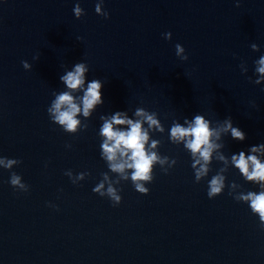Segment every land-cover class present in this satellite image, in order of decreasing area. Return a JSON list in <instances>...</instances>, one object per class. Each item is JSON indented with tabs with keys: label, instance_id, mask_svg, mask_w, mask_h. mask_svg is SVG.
<instances>
[{
	"label": "water",
	"instance_id": "obj_1",
	"mask_svg": "<svg viewBox=\"0 0 264 264\" xmlns=\"http://www.w3.org/2000/svg\"><path fill=\"white\" fill-rule=\"evenodd\" d=\"M98 2L0 0V156L22 161L0 168V264H264L259 217L228 187L207 195L222 163L213 159L197 183L190 153L168 139L174 120L201 114L212 126L230 116L246 133L242 142L230 134L218 141L229 159L264 143V82H252L264 55V0L239 7L237 0H103L107 19L96 13ZM77 3L85 11L79 19ZM78 62L89 66L86 81L104 82V103L77 117L88 128L73 135L47 109L53 92L66 90L60 76ZM141 107L165 128L150 131V141L160 140V154L177 164L167 174L156 166L147 195L122 181V203L113 206L93 191L102 173L117 175L101 157L100 117L125 111L135 119ZM68 170L90 175L74 184ZM12 172L28 192L8 182ZM225 175L228 185H242L237 191H259L235 167Z\"/></svg>",
	"mask_w": 264,
	"mask_h": 264
},
{
	"label": "clouds",
	"instance_id": "obj_2",
	"mask_svg": "<svg viewBox=\"0 0 264 264\" xmlns=\"http://www.w3.org/2000/svg\"><path fill=\"white\" fill-rule=\"evenodd\" d=\"M236 6H240V0H237ZM95 11L106 19L109 18V13L104 10L103 0H99L96 4ZM73 12L78 19L85 15V11L79 3L75 5ZM164 38L170 41L172 33H165ZM78 39L82 40L83 38L79 37ZM251 48L253 51H260L259 45L255 43L251 44ZM175 50L177 57L181 60L189 59L181 44L177 43ZM34 59L38 60L39 55ZM21 63L26 70H31L32 65L29 62L22 61ZM254 63L257 78L252 82L259 85L264 82V55H261ZM240 67L246 74L248 71L246 64L242 63ZM89 71V66L84 62H78L73 65L71 70H66L60 76L66 90L53 92L54 99L47 109L51 121L69 134L75 135L81 129L86 130L88 124H82L77 117L82 114L84 118H89L92 111L104 103L102 98L104 82L99 79L86 81V73ZM249 79L251 80V78ZM78 92L83 94L74 95ZM253 106H255V102H253ZM134 116L135 119L130 118L125 111H117L110 116L102 115L100 117L102 120L99 130V135L102 138L101 157L110 172L117 175L113 178L109 172L102 173V179L93 188V191L101 197H108L113 202V206L122 203L121 189L117 187L122 181L130 180L136 191L147 195L150 189L146 187V184L154 181L156 166L159 165L161 170L167 174L177 164L176 159L160 154V140L152 139L150 141V131L165 132L161 121L157 119V113L141 107L135 110ZM145 124L147 127L144 126ZM212 125L213 121L201 114H196L192 119L186 118L183 123L174 120L169 129L168 139L172 144H182L185 150L190 153L191 167L197 183L205 180L212 172L213 159L221 162L223 166L207 182L208 197L214 199L224 194L225 188L228 187V195L237 202L248 204L252 213L259 217V227L264 230V162L260 158L264 156V143L251 146L247 153L240 151L238 154H232L229 159L223 152L218 151L225 147L224 143L218 141H221L222 135L230 134L232 139L242 142L247 138L246 133L234 126L230 116L223 120H217L216 126ZM214 152L216 153L215 157H213ZM21 163V160L0 156V168L12 170ZM229 166L238 169L247 182L259 187V191H237L242 188V185L234 181L228 185L225 173L229 171ZM65 175L74 184H78L90 173L74 174L68 170ZM8 182L18 191H29V185L24 183L23 178L15 172L11 173Z\"/></svg>",
	"mask_w": 264,
	"mask_h": 264
}]
</instances>
